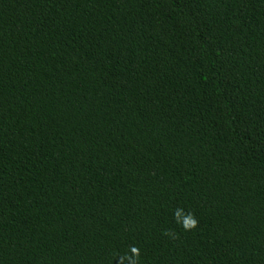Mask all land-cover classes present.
Returning <instances> with one entry per match:
<instances>
[{
    "label": "trees",
    "instance_id": "trees-1",
    "mask_svg": "<svg viewBox=\"0 0 264 264\" xmlns=\"http://www.w3.org/2000/svg\"><path fill=\"white\" fill-rule=\"evenodd\" d=\"M132 246L264 264V0H0V264Z\"/></svg>",
    "mask_w": 264,
    "mask_h": 264
},
{
    "label": "clouds",
    "instance_id": "clouds-1",
    "mask_svg": "<svg viewBox=\"0 0 264 264\" xmlns=\"http://www.w3.org/2000/svg\"><path fill=\"white\" fill-rule=\"evenodd\" d=\"M177 213L174 211V219L176 218ZM177 223L180 224V226L185 230V231H191L194 230L197 226H198V219L195 217V215L191 212H189L187 214V216L183 219L182 222H180L179 220H177ZM165 235H175L174 233H170L168 231H166L165 233H163ZM130 256H126V258L128 259V264H139V249L136 246H132L130 248Z\"/></svg>",
    "mask_w": 264,
    "mask_h": 264
}]
</instances>
